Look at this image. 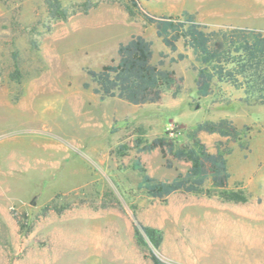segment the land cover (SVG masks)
Instances as JSON below:
<instances>
[{
	"label": "rangeland",
	"instance_id": "obj_1",
	"mask_svg": "<svg viewBox=\"0 0 264 264\" xmlns=\"http://www.w3.org/2000/svg\"><path fill=\"white\" fill-rule=\"evenodd\" d=\"M47 1L0 0V264H152L151 251L164 264H258L259 257L264 264V253L232 254L222 245L227 235L264 230V103L247 104L243 90L216 80L209 96H198L192 49L180 39L172 52L145 17L184 20L191 0H136L138 8L132 0H60L66 20L52 18ZM206 6L222 10L212 21L195 18L208 30L264 33V0ZM134 35L152 41L153 63L174 71L178 88L154 104L101 100L88 71L116 63L119 44ZM222 119L238 139L200 138L210 152L226 153L227 190L245 203L225 201L211 181L212 196L160 200L138 188V156L158 180L190 163L160 150L138 153L137 139L168 133L183 147L198 123ZM136 221L162 231L159 249L138 241Z\"/></svg>",
	"mask_w": 264,
	"mask_h": 264
},
{
	"label": "trees",
	"instance_id": "obj_2",
	"mask_svg": "<svg viewBox=\"0 0 264 264\" xmlns=\"http://www.w3.org/2000/svg\"><path fill=\"white\" fill-rule=\"evenodd\" d=\"M132 4L138 8L136 0H132ZM47 5L52 18H68L60 0H48ZM182 15L184 20L167 16L155 17L148 13L145 17L149 23L155 25L158 38L172 52L178 50L177 42L180 39L192 49L199 64L196 80L198 96H209L216 80L243 90V101L247 104H263L264 33L249 28L208 30L207 26L196 22L193 14L184 12ZM118 55L116 63L105 65L98 71H88V76L96 85L92 91L101 100L117 98L132 105L154 104L162 99L165 91L178 88L179 79L175 72L153 63V43L143 36L134 35L127 42L120 43ZM178 58L183 60L185 56L180 53ZM160 64L163 65V61ZM84 87L89 89L90 85L86 83ZM177 94L178 91H175L174 97ZM203 132L234 140L240 134L231 121L222 119L198 123L188 133L189 144L183 147H179L168 133L151 141L137 139L135 148L138 153L160 150L166 158L171 156L190 163L185 173H179L171 180H158L148 173L144 162L138 156L132 165L141 175L138 188L144 190L149 197L160 200L176 193L212 196L205 189L206 182L211 181L214 192L225 201L245 203L247 199L244 196L227 190L231 175L226 153L219 149L214 153L210 152L200 138ZM134 231L140 243L146 245V237L156 249L161 247V230L136 221ZM149 259L152 264H164L153 251Z\"/></svg>",
	"mask_w": 264,
	"mask_h": 264
},
{
	"label": "crops",
	"instance_id": "obj_3",
	"mask_svg": "<svg viewBox=\"0 0 264 264\" xmlns=\"http://www.w3.org/2000/svg\"><path fill=\"white\" fill-rule=\"evenodd\" d=\"M190 4V12L188 13L193 14L197 19L212 21L216 19L218 15L222 14V10L218 11L216 8H207L206 0H191ZM242 238L244 239L242 240ZM222 245L226 246L232 254H234L235 251L239 252L241 249L244 250V248L256 251L257 253H264V230L258 228L250 231V234L243 237H240V235L237 234L235 236V233L232 236L227 235L224 237ZM262 259L263 258L259 257L258 259L252 260V262L257 261L258 264H261ZM239 261L240 260L238 259L237 263H239ZM248 264L253 263L249 262Z\"/></svg>",
	"mask_w": 264,
	"mask_h": 264
},
{
	"label": "water",
	"instance_id": "obj_4",
	"mask_svg": "<svg viewBox=\"0 0 264 264\" xmlns=\"http://www.w3.org/2000/svg\"><path fill=\"white\" fill-rule=\"evenodd\" d=\"M35 202H36L35 199H33V200L31 201V204H32V205H35Z\"/></svg>",
	"mask_w": 264,
	"mask_h": 264
}]
</instances>
